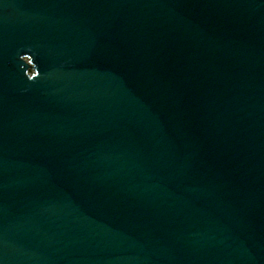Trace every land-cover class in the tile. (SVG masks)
I'll list each match as a JSON object with an SVG mask.
<instances>
[{"label": "water", "instance_id": "water-1", "mask_svg": "<svg viewBox=\"0 0 264 264\" xmlns=\"http://www.w3.org/2000/svg\"><path fill=\"white\" fill-rule=\"evenodd\" d=\"M0 264H264V0H0Z\"/></svg>", "mask_w": 264, "mask_h": 264}]
</instances>
